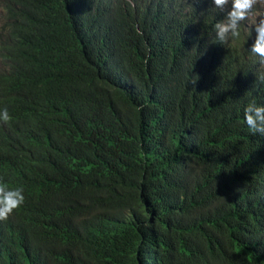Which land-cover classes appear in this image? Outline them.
Wrapping results in <instances>:
<instances>
[{
    "label": "trees",
    "instance_id": "obj_1",
    "mask_svg": "<svg viewBox=\"0 0 264 264\" xmlns=\"http://www.w3.org/2000/svg\"><path fill=\"white\" fill-rule=\"evenodd\" d=\"M224 15L0 0V182L25 196L0 264H264V136L243 116L264 66L251 17L215 43Z\"/></svg>",
    "mask_w": 264,
    "mask_h": 264
},
{
    "label": "clouds",
    "instance_id": "obj_2",
    "mask_svg": "<svg viewBox=\"0 0 264 264\" xmlns=\"http://www.w3.org/2000/svg\"><path fill=\"white\" fill-rule=\"evenodd\" d=\"M214 6L225 13L224 18L214 24L215 43L224 45L230 39L239 38L241 23L251 17L256 36L250 51L260 58L259 63L264 66V0H214ZM243 116L252 134L264 136V105L255 101L248 103ZM10 120L8 109L0 110V121L7 123ZM24 202L22 187L10 188L0 182V221L7 220Z\"/></svg>",
    "mask_w": 264,
    "mask_h": 264
}]
</instances>
